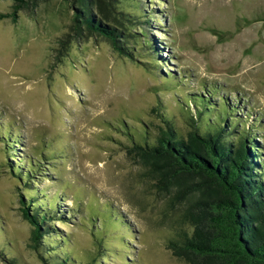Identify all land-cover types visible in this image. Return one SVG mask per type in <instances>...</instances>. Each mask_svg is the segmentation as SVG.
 I'll return each mask as SVG.
<instances>
[{
	"label": "rangeland",
	"instance_id": "rangeland-1",
	"mask_svg": "<svg viewBox=\"0 0 264 264\" xmlns=\"http://www.w3.org/2000/svg\"><path fill=\"white\" fill-rule=\"evenodd\" d=\"M68 1L38 0L18 10L14 22L0 20V125H10L19 143L15 163L23 169L32 163L31 191L50 198L61 193L68 219L54 228L79 260L97 248L91 209L102 212L108 204L121 224L98 240V264H187L167 243L193 192L177 196L175 182L158 185L144 177L127 133L146 128L152 135L159 103L184 130L179 97L215 86L241 116H260L255 139L264 157V0H112L119 29L138 33L119 11L147 23L161 68L124 59L107 40L74 31ZM12 4L0 0V13L11 12ZM168 74L184 84L166 83ZM35 153L45 159L32 162ZM23 189L0 142V264H43L21 218Z\"/></svg>",
	"mask_w": 264,
	"mask_h": 264
},
{
	"label": "trees",
	"instance_id": "trees-1",
	"mask_svg": "<svg viewBox=\"0 0 264 264\" xmlns=\"http://www.w3.org/2000/svg\"><path fill=\"white\" fill-rule=\"evenodd\" d=\"M10 1L12 11L0 13V20L10 18L14 22L18 10L38 0ZM111 1L69 0L73 30L107 40L124 59L144 66H164L160 49L144 28L147 23L138 25L134 21L137 15L119 11L129 26H138V33L119 29ZM163 79L166 83L184 84L175 74ZM202 87L206 88L204 84ZM214 88L209 86L202 94L179 97L176 105L185 122L184 130L161 110L159 103L152 109L159 120L157 130L151 136L146 128L127 133L130 151L140 158L144 177L158 185L175 182L177 196L186 189L193 192L175 220L174 238L167 243L175 257L187 264H264V157L263 146L255 139L260 116L252 117L249 112L241 116L236 105ZM0 140L9 173L24 187L18 201L21 218L31 226L30 249L43 264H98V240L109 228L116 229L115 223L121 224L120 216L112 215L108 204L103 205L102 212L90 208L98 220V229L92 234L99 239L95 240L96 251L88 254L85 261L79 260L69 249L68 237L54 228L55 222L68 219H64L58 203L64 202L61 193L57 191L50 198L43 192L31 191L28 186L34 181L33 165L28 161V168L23 169L17 165L20 160L15 163L13 149L19 143L14 141L10 125H0ZM44 156L35 153L32 162L43 161ZM48 156L53 159L51 153ZM75 207L79 208L76 199Z\"/></svg>",
	"mask_w": 264,
	"mask_h": 264
}]
</instances>
